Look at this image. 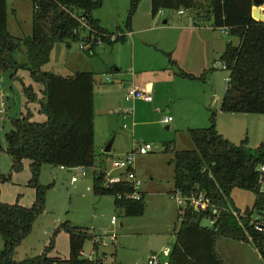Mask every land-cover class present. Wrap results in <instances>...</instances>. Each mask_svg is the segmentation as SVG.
Instances as JSON below:
<instances>
[{"label": "rangeland", "instance_id": "obj_1", "mask_svg": "<svg viewBox=\"0 0 264 264\" xmlns=\"http://www.w3.org/2000/svg\"><path fill=\"white\" fill-rule=\"evenodd\" d=\"M93 1L96 7L92 16L99 20L101 27L109 32L124 27L131 0ZM151 9V0H142L132 19L134 34L130 36L125 32L126 40L113 47L103 44L88 52V48H81L85 42H73L69 47L67 44L55 46L44 71L63 77L80 72L95 75L96 164L93 168L42 166L39 184L46 188L45 211L35 222L31 234L16 249L17 261L41 256L47 248L49 257L68 259L70 236L61 226L69 223L108 243L112 236L116 237L110 245L99 246L98 254L94 248L96 241L87 240L83 255L86 260L102 258L105 264H149V258L159 253L163 263L167 258L161 252L173 249L175 231L181 223L178 218L186 209L178 205L173 193V150H194L190 130L209 128L213 114L218 132L231 143L240 145L248 140V147L255 150L264 142V115L221 111L230 72L225 70L219 61L220 54L215 52V35L219 36L221 31H214L212 20L204 15V10H184L183 16L179 11L164 10L163 15L159 13L153 18ZM195 24L205 29L197 31ZM8 29L17 38L32 35L31 0H9ZM80 35L86 38L89 29H82ZM22 51L17 59L24 65L28 63V56L24 47ZM173 61L178 68L167 70ZM154 75L158 76L155 81L174 80L172 85H167L173 98H156L154 104L140 100V117H135L133 122L127 115L115 111L121 99L118 94L106 98L107 93L121 86L119 82L140 78L143 88L146 82L141 81H154ZM0 78V175L8 178L0 182V202L30 208L36 202V189L30 185V161L25 160L18 171L13 169L12 158L7 153V134L13 130L12 120L28 113L32 114L33 121H46L39 103L44 87L35 83L26 69L18 71L15 78L9 73L1 74ZM29 86L38 99L31 103L25 93ZM136 102L126 105L133 108ZM167 117L173 119L170 124H164ZM112 143L114 150L106 154L105 149ZM136 143L153 147L151 153L138 155L135 164L141 182L139 192L145 193L146 211L141 217H127L123 210L116 208L114 196H96L93 184L96 173L101 171L109 177L113 173L119 175L113 164L134 150ZM81 171L86 176H81ZM74 177L78 179L76 183ZM231 199L235 208L245 214L253 208L256 196L250 191L234 189ZM256 216L253 218L257 219ZM113 217L117 219L116 225L111 224ZM202 225L209 227L211 223L206 219ZM229 244L233 245L228 247ZM3 249L4 240L0 237V251ZM217 249L238 264H264L253 245L222 240Z\"/></svg>", "mask_w": 264, "mask_h": 264}, {"label": "trees", "instance_id": "obj_2", "mask_svg": "<svg viewBox=\"0 0 264 264\" xmlns=\"http://www.w3.org/2000/svg\"><path fill=\"white\" fill-rule=\"evenodd\" d=\"M31 1L32 35L21 39L12 36L8 29L9 0H0V75L9 73L15 78L18 71L28 70L34 82L44 87L39 103L40 113L46 116L43 123L33 121L31 113L13 119V130L7 134V153L12 158L13 169L18 171L25 160L30 161V185L36 189V202L30 208L0 202V237L4 240L0 264H105L102 258L84 259L86 241L96 239L86 229L69 223L61 226L70 236L68 259L49 257V248L41 256L20 262L15 259V253L45 211L46 188L39 184L42 166L93 168L96 164L94 73L61 77L44 71V67L50 63L58 44L85 42L92 45L88 49L90 52L98 46L99 40L111 47L124 42V33L132 31V19L142 0H131L124 27L114 32L101 27L99 20L92 16L96 7L93 0ZM151 6L154 18L164 10H204L215 29L228 30L230 36L238 38L240 45L228 43L220 59L225 70L230 72L221 111L264 115V22L253 18L254 0H151ZM81 20L89 27L86 38L80 35V31L86 29ZM107 36L117 38L112 41ZM23 47L28 56V63L24 65L17 59ZM184 76L194 79L192 75ZM25 93L29 103L38 100L32 86L26 88ZM190 135L194 150H173L174 194L191 197L203 192L223 209L214 216L211 208L207 212L186 208L178 218L181 223L175 231L176 243L167 259L168 264H226L217 249L222 240L253 245L264 263V229H257L259 225L264 227V194L261 193L264 142L255 150L248 147V140L240 145L231 143L218 132L215 114L209 128L190 130ZM169 147L167 144L166 148ZM6 180V176L0 175V182ZM108 180L104 171L96 173L93 184L96 196H114L116 208L123 210L127 217L145 214L144 196L140 200L128 197L134 193L131 184L108 185ZM234 189L250 191L256 196L253 208L245 214L233 205L231 193ZM231 209L236 214L231 213ZM212 215L214 225L203 226L202 222ZM94 244L98 254L100 245Z\"/></svg>", "mask_w": 264, "mask_h": 264}, {"label": "built area", "instance_id": "obj_3", "mask_svg": "<svg viewBox=\"0 0 264 264\" xmlns=\"http://www.w3.org/2000/svg\"><path fill=\"white\" fill-rule=\"evenodd\" d=\"M159 13H161L162 15L164 14L162 11H160ZM180 15H184V11H181ZM81 22H82V26L84 28L89 29L87 23L84 20H81ZM107 37L110 38L112 41H115L117 38L116 36H107ZM97 45H103V42L101 40H99L97 42ZM91 46H92L91 44L90 45H82L81 48L83 50H85L86 48L90 49ZM0 81H2L1 78H0ZM0 88H1V86H0ZM137 100H142V101L151 103V102H153V97L151 96L150 92L144 91L140 86L133 84L132 86H129L127 89V93L125 95V101L127 103H132V102H135ZM172 121H173V119L171 117H168L164 120V123L169 124ZM151 151H152V145L151 144H142V145L137 146L133 152L127 154L124 157V159L117 161L115 167L119 170L124 171L125 177L124 178H118V177L111 178V177H109L108 185L127 182V183L131 184L134 188V193L128 197L130 199H133V200H140V198L142 196L139 192L141 182L137 179V176L135 173L136 157L138 155H147ZM262 171H264V168H262ZM80 175L86 176V173L84 171H81ZM77 180H78L77 177L73 178L74 183H76ZM261 193L264 194V185H262V187H261ZM175 198H176V201H177L179 206H185V208H192L196 212H207L211 208L212 214L214 216H217L220 214V212L223 209L222 207L213 204L212 201L208 198V196L203 192L195 193L191 197H184L180 194H175ZM230 211H231V213L236 214L233 209H231ZM213 215L210 216L208 219L211 223L210 226H213L214 222H215V220L213 219ZM111 224L112 225L117 224V219L115 217L112 218ZM257 229L262 231L264 229V227L262 225H259V226H257ZM115 241H116V237L112 236L110 238L109 243L105 239H103L102 241L97 240L96 242L100 246H108V245H110V242H115ZM170 252H171V250L164 249L161 252V254L165 258L168 259ZM159 256H160L159 253L153 254L149 258V264H168L167 261L161 263ZM61 264H68V263L64 262Z\"/></svg>", "mask_w": 264, "mask_h": 264}, {"label": "crops", "instance_id": "obj_4", "mask_svg": "<svg viewBox=\"0 0 264 264\" xmlns=\"http://www.w3.org/2000/svg\"><path fill=\"white\" fill-rule=\"evenodd\" d=\"M254 8H256V6L254 7ZM260 10H261V12L264 14V5H262V6H260ZM152 15V14H151ZM183 16V15H182ZM153 17V16H152ZM154 18V17H153ZM166 22V21H165ZM164 22V23H165ZM213 25V24H212ZM195 28H196V30L197 31H202V30H204L202 27H201V25H199V24H195ZM107 30V29H106ZM214 31L215 32H218V31H221V33L219 34V36H217V35H215V48H216V53L217 54H220L219 55V59H221V57L224 55V53H225V50H226V46H227V44L228 43H232L234 46H239L240 45V40L238 39V38H236V37H232V36H230V34H229V31L228 30H225V29H215L214 28ZM130 34V36H132L133 34H134V25L132 26V31L129 33ZM224 37H229V39L227 40V39H224ZM217 44H219V46H217ZM68 45V44H67ZM70 45H68V47H69ZM220 61V60H219ZM175 63L176 64H172L171 65V67H169L167 70H171V69H175V68H178L177 67V62L175 61ZM221 63V62H220ZM137 72L140 74V66L139 67H137ZM93 73V72H92ZM54 74V73H53ZM56 75V74H55ZM59 76V75H58ZM70 76H73V75H70ZM69 76V77H70ZM61 77H63V76H61ZM156 79H158V76L157 75H154V81H150V80H148V81H141V82H146V84L145 85H143V86H145V87H141L144 91H147V92H150V94H151V96L153 97V102H151V103H148V102H145V101H143V102H141V103H147V104H154L155 103V99L156 98H173V97H171V91L170 90H168L167 89V85H172L173 84V82H174V80L171 78L170 80H165V81H163V80H159V81H155ZM120 83V85L121 86H119V87H117L116 88V90L114 91V92H109V93H107L106 94V98L108 97H110V94L111 95H113V94H118L119 95V98H121L120 99V101H119V103H118V107L115 109V111H117V113L119 114V115H127L128 117H130L131 118V120H132V122L134 121V118L135 117H140V100H137V102L136 103H134V105H133V108L132 107H129L128 106V104L126 105V101L124 100V98H125V95H126V93H127V89H128V87L129 86H132L133 84H135V85H138V86H141L140 85V78H135V79H133V81H131V82H128V81H122V82H119ZM174 103V102H173ZM131 109H132V111H131ZM124 110H126V111H124ZM157 110V109H156ZM95 111H96V105H95ZM127 113V114H126ZM130 113H132V114H130ZM168 118V117H167ZM172 118V117H171ZM166 119V118H165ZM164 119V120H165ZM134 124V123H133ZM165 124V123H164ZM170 124V123H169ZM167 129L169 130L170 129V126H168L167 127ZM229 140V139H228ZM137 144V143H136ZM137 145H139V144H137ZM137 145H136V147H137ZM136 149V148H135ZM134 149V150H135ZM114 150V145H113V143H112V149H111V151L110 152H112ZM134 150H132V151H130V152H128V153H126L125 155H124V157L127 155V154H129V153H131V152H133ZM152 150H153V147H152ZM152 152V151H151ZM150 152V153H151ZM106 154H108V153H106ZM149 154V153H148ZM123 157V158H124ZM122 158H119L117 161H119V160H121ZM117 161L113 164V167L116 169V171H118L119 172V175L118 174H111L110 175V177L111 178H113V177H118V178H124L125 177V173H124V171H122V170H119V169H117L116 167H115V165H116V163H117ZM135 173H136V176H137V172H136V168H135ZM138 179V178H137ZM78 181V180H77ZM174 193V192H173ZM140 194L142 195V196H144V192H141L140 191ZM175 196V195H174ZM234 205V204H233ZM235 207V206H234ZM104 238H99V240L100 241H102ZM98 239H96L95 241H97ZM230 245H233V244H229V246L228 247H231ZM221 253V252H220ZM221 255L222 256H224V254L223 253H221ZM226 256H224V260H225V262H226V264H238L237 262H235L234 260H230L229 258H225Z\"/></svg>", "mask_w": 264, "mask_h": 264}, {"label": "water", "instance_id": "obj_5", "mask_svg": "<svg viewBox=\"0 0 264 264\" xmlns=\"http://www.w3.org/2000/svg\"><path fill=\"white\" fill-rule=\"evenodd\" d=\"M256 8L253 9V18L257 21L264 22V14L260 10V6L264 5V0H254ZM167 24V21L165 22ZM112 149V144H110L106 149L105 153H110Z\"/></svg>", "mask_w": 264, "mask_h": 264}]
</instances>
